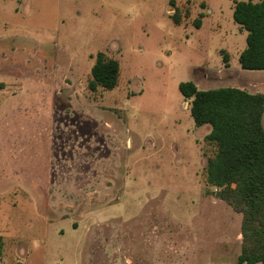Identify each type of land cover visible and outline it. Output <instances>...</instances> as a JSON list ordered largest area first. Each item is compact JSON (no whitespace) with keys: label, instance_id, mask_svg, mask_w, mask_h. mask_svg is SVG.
Instances as JSON below:
<instances>
[{"label":"rangeland","instance_id":"1","mask_svg":"<svg viewBox=\"0 0 264 264\" xmlns=\"http://www.w3.org/2000/svg\"><path fill=\"white\" fill-rule=\"evenodd\" d=\"M170 1L0 0V264H237L178 85L264 96V70L230 0ZM99 52L119 77L92 92Z\"/></svg>","mask_w":264,"mask_h":264},{"label":"trees","instance_id":"2","mask_svg":"<svg viewBox=\"0 0 264 264\" xmlns=\"http://www.w3.org/2000/svg\"><path fill=\"white\" fill-rule=\"evenodd\" d=\"M232 19L246 32V46L238 56L242 70H264V0H230ZM170 6H173L171 0ZM200 18L202 15L199 16ZM179 25V14L171 15ZM200 21H195L199 28ZM224 62L227 57L224 56ZM88 89L116 87L119 65L105 53L94 57ZM196 127L208 126L205 140L214 146L207 159L205 182L216 197L240 219V254L237 264H264V96L235 87L199 90L193 83L178 85ZM2 239L0 238V255Z\"/></svg>","mask_w":264,"mask_h":264}]
</instances>
